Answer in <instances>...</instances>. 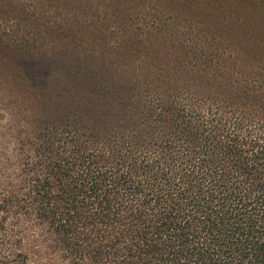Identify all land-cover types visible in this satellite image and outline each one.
<instances>
[{
    "label": "trees",
    "instance_id": "trees-1",
    "mask_svg": "<svg viewBox=\"0 0 264 264\" xmlns=\"http://www.w3.org/2000/svg\"><path fill=\"white\" fill-rule=\"evenodd\" d=\"M0 264H264V0H0Z\"/></svg>",
    "mask_w": 264,
    "mask_h": 264
}]
</instances>
